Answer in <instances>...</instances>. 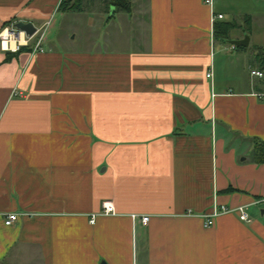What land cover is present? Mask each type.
<instances>
[{
  "label": "crops",
  "instance_id": "1",
  "mask_svg": "<svg viewBox=\"0 0 264 264\" xmlns=\"http://www.w3.org/2000/svg\"><path fill=\"white\" fill-rule=\"evenodd\" d=\"M61 1L0 0V33L74 14L102 28L86 50H0V264H264V80L251 76L264 68L225 79L251 40L221 45L236 54L218 66L215 40L233 29L222 37L215 3L128 0L105 22ZM214 204L251 221L206 228Z\"/></svg>",
  "mask_w": 264,
  "mask_h": 264
},
{
  "label": "rangeland",
  "instance_id": "2",
  "mask_svg": "<svg viewBox=\"0 0 264 264\" xmlns=\"http://www.w3.org/2000/svg\"><path fill=\"white\" fill-rule=\"evenodd\" d=\"M216 12L225 16L223 24H231L234 28L230 32V37L227 40L217 38L215 40L216 62L217 65L221 64L222 55L236 54L235 51L221 52V45H225L228 49H231V41L237 36L246 37L249 36L251 44L247 49L246 60L240 63L238 68L234 67L233 74L225 77L228 84H232L237 80L243 85L250 78L249 66L256 68H264L262 60L256 62V55L259 54V58H264V51H258L256 45L264 44V0H214ZM70 5V4H69ZM114 8V9H113ZM116 9L107 0H84L83 10L85 14H91L101 16L102 21H108V14L113 13ZM101 13V14H100ZM84 14L69 15L62 20L61 15L54 16L49 22L44 25L41 34H44L43 46H53L58 49L76 48V49H88L97 45L95 41L98 40L102 28H90L86 26L83 20ZM71 18H75L77 21L73 22ZM74 30V31H73ZM74 34H77V39L73 40ZM103 37V36H102ZM230 42V43H228ZM100 43V42H99ZM103 46L104 43H101ZM256 80H264V77Z\"/></svg>",
  "mask_w": 264,
  "mask_h": 264
},
{
  "label": "built area",
  "instance_id": "3",
  "mask_svg": "<svg viewBox=\"0 0 264 264\" xmlns=\"http://www.w3.org/2000/svg\"><path fill=\"white\" fill-rule=\"evenodd\" d=\"M204 3L209 6H213L214 0H204ZM224 19L223 14H216L213 13L212 22L215 23L216 21ZM42 30L36 31L33 36H28L25 32H22L15 27H6L0 33V50L2 51H13L17 52L23 46L29 45V41L35 38L34 47H33V54L37 52H43V41H44V34H41ZM211 77V74L207 75ZM251 76L262 78L264 74L260 71H251ZM115 212V207L112 202H104L102 213L105 215H110ZM237 213L239 219L243 222H250L251 219L247 212L246 207H238L236 209H231L225 205H218L214 204L212 212L210 214L204 215V225L206 228H210L215 224V220L221 214L227 213ZM5 224L7 226H12L19 221V214L18 213H8L5 217ZM144 224H147L149 221V217L145 216L142 218ZM92 222H94V218H92Z\"/></svg>",
  "mask_w": 264,
  "mask_h": 264
},
{
  "label": "trees",
  "instance_id": "4",
  "mask_svg": "<svg viewBox=\"0 0 264 264\" xmlns=\"http://www.w3.org/2000/svg\"><path fill=\"white\" fill-rule=\"evenodd\" d=\"M111 3L112 6L119 8L121 10H127L129 11L131 8V4L128 0H107ZM83 2L84 0H62L60 4V11H71V12H83ZM70 4V5H69ZM234 27L232 25H228L226 32L222 37L228 38L229 32ZM219 32V29L217 28V31L215 33ZM24 47L20 48L18 52H21ZM252 157L255 163L257 164H264V142L261 140H253V149H252Z\"/></svg>",
  "mask_w": 264,
  "mask_h": 264
},
{
  "label": "water",
  "instance_id": "5",
  "mask_svg": "<svg viewBox=\"0 0 264 264\" xmlns=\"http://www.w3.org/2000/svg\"><path fill=\"white\" fill-rule=\"evenodd\" d=\"M14 27L22 32H25L28 36H33L36 33V28L33 26L32 23H25V22H18L14 25ZM232 45L235 47H248L250 43L249 36H246L244 39L241 40H234L231 41Z\"/></svg>",
  "mask_w": 264,
  "mask_h": 264
}]
</instances>
